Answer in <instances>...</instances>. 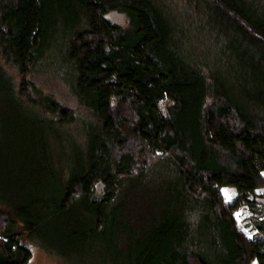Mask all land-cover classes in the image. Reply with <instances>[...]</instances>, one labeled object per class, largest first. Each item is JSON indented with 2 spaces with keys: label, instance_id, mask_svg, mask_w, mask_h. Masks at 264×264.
Here are the masks:
<instances>
[{
  "label": "trees",
  "instance_id": "obj_1",
  "mask_svg": "<svg viewBox=\"0 0 264 264\" xmlns=\"http://www.w3.org/2000/svg\"><path fill=\"white\" fill-rule=\"evenodd\" d=\"M183 1L210 53L192 54L157 0H0V110L13 125L0 139L31 157L65 152L45 201H23V190L0 200V264H25L21 241L44 221L65 219L70 243L113 232L122 179L155 159L175 180L113 264H264V238L247 237L231 213L245 206L264 232L254 193L264 187V5ZM46 74L71 104L42 89ZM225 186L237 192L231 204Z\"/></svg>",
  "mask_w": 264,
  "mask_h": 264
},
{
  "label": "rangeland",
  "instance_id": "obj_2",
  "mask_svg": "<svg viewBox=\"0 0 264 264\" xmlns=\"http://www.w3.org/2000/svg\"><path fill=\"white\" fill-rule=\"evenodd\" d=\"M157 1L179 21L178 27L186 35L185 47H188L192 54L211 52L208 39L188 23L186 13L189 8L183 0ZM256 1L264 5V0ZM41 78V87L44 91H50L56 98L71 104L66 98L65 88L56 76L46 74ZM1 100L2 93H0L2 110ZM1 110L0 131L5 125L13 126L12 121L5 118ZM74 110L78 112L75 107ZM64 155L62 147L55 146L46 154L36 152V157H31L23 147L11 146L0 139V200H16L18 191L23 190V201L35 198L45 201L49 196L50 181L53 180L50 176V168L52 174L57 176L58 169L64 164ZM173 169L166 159L147 160L135 174L124 177L120 183V191L113 196L115 200L113 203L118 207L114 231L105 236L97 235L86 243H70L63 231L66 225L63 223L65 219L55 218L49 222L44 221L41 234L21 241L22 246L30 253L25 264H113L110 254L127 247L130 239H136L142 231L154 224V218L157 217L163 207L164 199L167 198L166 188L172 180H175ZM218 190L226 203L231 204L236 199L237 192L233 187L225 186ZM254 193L263 196L264 187L254 190ZM41 212L43 210H39V213ZM231 213L236 226L247 237L264 238V232H258L253 228L250 212L245 206L235 203ZM74 217H78V214ZM251 264H255V261Z\"/></svg>",
  "mask_w": 264,
  "mask_h": 264
}]
</instances>
